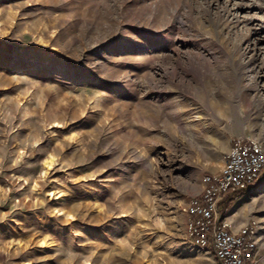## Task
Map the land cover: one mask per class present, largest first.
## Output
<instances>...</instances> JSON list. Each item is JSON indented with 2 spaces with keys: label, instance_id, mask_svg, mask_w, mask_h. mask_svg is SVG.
Returning <instances> with one entry per match:
<instances>
[{
  "label": "rangeland",
  "instance_id": "374dc122",
  "mask_svg": "<svg viewBox=\"0 0 264 264\" xmlns=\"http://www.w3.org/2000/svg\"><path fill=\"white\" fill-rule=\"evenodd\" d=\"M237 139L264 143V0H0V264H218L183 210Z\"/></svg>",
  "mask_w": 264,
  "mask_h": 264
},
{
  "label": "built area",
  "instance_id": "2783aa9c",
  "mask_svg": "<svg viewBox=\"0 0 264 264\" xmlns=\"http://www.w3.org/2000/svg\"><path fill=\"white\" fill-rule=\"evenodd\" d=\"M263 176L264 143L254 139L232 141L222 170L204 175L201 191L185 204L186 238L197 248L209 251L218 264H259L255 260V222L232 233L220 206L226 197L251 192Z\"/></svg>",
  "mask_w": 264,
  "mask_h": 264
},
{
  "label": "crops",
  "instance_id": "0c3cea01",
  "mask_svg": "<svg viewBox=\"0 0 264 264\" xmlns=\"http://www.w3.org/2000/svg\"><path fill=\"white\" fill-rule=\"evenodd\" d=\"M222 168L223 165L221 166V169ZM263 185L264 176L251 192H246L237 196V198L232 202L230 209L225 214L222 211L223 203L221 204L220 210L224 214L225 220L229 225V231L232 233H238L241 228L248 225L250 221H254L251 217L253 208L250 207V203L253 199L260 196L258 193Z\"/></svg>",
  "mask_w": 264,
  "mask_h": 264
},
{
  "label": "bare ground",
  "instance_id": "6f19581e",
  "mask_svg": "<svg viewBox=\"0 0 264 264\" xmlns=\"http://www.w3.org/2000/svg\"><path fill=\"white\" fill-rule=\"evenodd\" d=\"M55 163V158L52 155H49L43 162V172L41 173V179H44V177L47 175V172ZM38 187L37 184L34 185V189ZM61 196H57L56 199H60Z\"/></svg>",
  "mask_w": 264,
  "mask_h": 264
},
{
  "label": "trees",
  "instance_id": "16d2710c",
  "mask_svg": "<svg viewBox=\"0 0 264 264\" xmlns=\"http://www.w3.org/2000/svg\"><path fill=\"white\" fill-rule=\"evenodd\" d=\"M237 198V196L228 197L224 200L222 205V211L225 214L231 207L232 202Z\"/></svg>",
  "mask_w": 264,
  "mask_h": 264
}]
</instances>
